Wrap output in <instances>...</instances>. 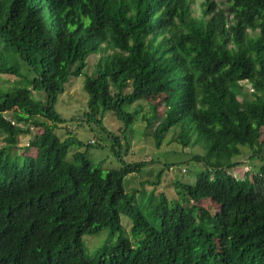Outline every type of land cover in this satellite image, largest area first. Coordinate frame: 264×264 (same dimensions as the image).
<instances>
[{
    "label": "trees",
    "instance_id": "trees-1",
    "mask_svg": "<svg viewBox=\"0 0 264 264\" xmlns=\"http://www.w3.org/2000/svg\"><path fill=\"white\" fill-rule=\"evenodd\" d=\"M191 2L0 0V74L21 76V63L32 74L28 87L0 93V264H264V0H228L226 9L204 0L201 16ZM103 49V65L83 80L87 122L101 126L111 111L127 130L134 116L125 107L161 94L162 112L155 103L141 116L156 123L155 144L172 131L182 146L195 137L207 146L206 159L194 157L205 165L196 185L174 182L180 197L159 192L148 215L136 204L143 181L127 191L124 179L149 161L117 154L124 134L111 145L122 167L103 172L83 151L67 160L83 143L55 133L64 122L57 96L89 51ZM243 81L253 99L239 98ZM33 128L18 153L17 137ZM245 149L258 171L235 177L229 169ZM121 215L133 219V238L119 235L88 257L83 236L103 227L114 235Z\"/></svg>",
    "mask_w": 264,
    "mask_h": 264
},
{
    "label": "rangeland",
    "instance_id": "rangeland-1",
    "mask_svg": "<svg viewBox=\"0 0 264 264\" xmlns=\"http://www.w3.org/2000/svg\"><path fill=\"white\" fill-rule=\"evenodd\" d=\"M203 1L192 0L191 8L193 15L201 16V3ZM215 1L218 7L226 9L228 6V0ZM109 52L110 50L106 51L105 49L96 54L89 51L82 74L70 76L64 84V91L57 96L55 103V109L64 119V122L55 128V133L62 139L67 136H73L83 143L82 146L72 145L68 149L67 160H72L74 152L83 151L86 153L87 158L95 164L94 166L100 167L103 172L111 168L118 169L122 167V162L115 155L111 145L113 144L112 136L121 137L124 134L120 145L116 147L118 150L117 154H120L126 163L149 161L141 170L128 174L124 179L127 191L139 188L140 182L143 181L144 193L137 197L136 204L140 206L144 214L148 215L150 213L149 204L155 200L159 192H164L170 200L180 197L181 191L177 190L174 182L191 186L196 185L197 174L202 170L205 171V165L203 161H198L194 157L204 156V159H206L207 146L196 137L187 146H182L181 143L173 138L172 131H168L160 146L155 144L153 131L156 123H151L149 126L147 119H143L141 116L149 113L151 105L155 103H158L157 108L162 112L160 107L165 105L166 100L165 96L161 94L142 98L125 107L134 116L133 123L127 130L121 128V123L115 119L111 111L103 114L101 126L95 121L87 122L85 115L89 112L87 107L89 96L83 87V80L86 74L94 73V70L99 65H103V61L100 63L99 61L105 58ZM29 70L26 65L21 63V76L0 74V93L20 87H28L32 78ZM242 83L244 84L245 93L243 96H239V98L253 99V88L250 82L243 81ZM111 90H114L113 86ZM129 90L126 89L125 92ZM31 95L35 99L44 98L43 92H36ZM4 115L7 119L13 120L10 112H6ZM36 133L37 130L33 128V132L30 135H19L17 137L16 147H18V153L27 147L30 139ZM92 140L94 144L87 146ZM3 143L4 136L2 135L0 137V145ZM244 152L247 156L244 158L243 164L229 169V172L235 177H243L245 171H248L250 176H252L253 173L258 171L259 160L256 156L252 155L250 149H245ZM261 152L264 158V144L261 147ZM24 154H26V151ZM169 166H172V169H169ZM183 167L187 169L186 172L181 171ZM161 170L163 171V175L158 182L159 185L156 186L150 183L155 181V176ZM201 203L209 208L218 207L210 201H203ZM215 208L210 210L213 211ZM120 221L122 230L115 232L114 235H110L111 229L109 227H103L93 234L83 236L88 257L94 256L104 244L114 242L119 235L129 239L133 238L131 230L133 219L129 216L121 215ZM211 228L209 229L211 230Z\"/></svg>",
    "mask_w": 264,
    "mask_h": 264
},
{
    "label": "clouds",
    "instance_id": "clouds-1",
    "mask_svg": "<svg viewBox=\"0 0 264 264\" xmlns=\"http://www.w3.org/2000/svg\"><path fill=\"white\" fill-rule=\"evenodd\" d=\"M169 169H172V166H169ZM186 170H187V169H186L185 167H183V168L181 169L182 172H186ZM154 185H155V184H154ZM158 185H159V184H158ZM156 186H157V185H156ZM139 188H140V187H139Z\"/></svg>",
    "mask_w": 264,
    "mask_h": 264
}]
</instances>
